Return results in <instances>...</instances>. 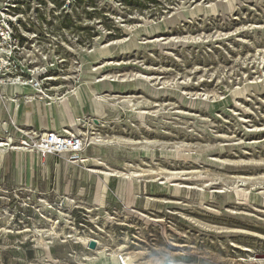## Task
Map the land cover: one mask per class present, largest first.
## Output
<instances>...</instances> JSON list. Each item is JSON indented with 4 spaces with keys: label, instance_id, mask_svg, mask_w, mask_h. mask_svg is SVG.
<instances>
[{
    "label": "rangeland",
    "instance_id": "374dc122",
    "mask_svg": "<svg viewBox=\"0 0 264 264\" xmlns=\"http://www.w3.org/2000/svg\"><path fill=\"white\" fill-rule=\"evenodd\" d=\"M7 1L1 4L14 5L25 54L47 70L46 96L77 89L80 129L102 140L100 157L110 170L133 174V195L127 179L105 180L90 162L65 172V157L45 164L36 158L34 169L23 153L19 171L11 155L0 174V213L10 214L9 223L0 216V229L9 231L0 234V264H40L43 257L47 264H87L94 257L90 243L85 249L61 243L63 236L52 240L50 220L109 250L146 249L156 261L181 251L187 264H263L264 0ZM109 45L110 54L91 55ZM90 78L108 101L101 120L83 95ZM101 80L115 87L101 89ZM53 109L50 129L60 118ZM92 155L88 142L82 156ZM84 171L95 173L85 178ZM44 199L50 209H39ZM35 230L53 243L47 253Z\"/></svg>",
    "mask_w": 264,
    "mask_h": 264
},
{
    "label": "bare ground",
    "instance_id": "6f19581e",
    "mask_svg": "<svg viewBox=\"0 0 264 264\" xmlns=\"http://www.w3.org/2000/svg\"><path fill=\"white\" fill-rule=\"evenodd\" d=\"M110 46L111 45H109L107 47H104V48H97L96 51H93L91 53V55L96 58V57H98L100 55L110 54L111 53ZM103 79H104V77H103ZM85 82L87 84V88L83 89V93H84L83 95H85L84 97L86 98V100L88 102V105L90 107L91 115H93V116H95V118L101 120V118L103 116H105L104 109L107 106L108 101L106 100L105 97L98 96L96 91L94 89H92L91 86H92V84H94V79L93 78H90V79L86 80ZM114 83H115V81H111V82H108V83H104L103 80L97 81V84H99L101 89H103V87L114 88L115 87ZM11 88H12V90H14L16 92H20L23 89V88H21L18 85H15V86H13ZM36 90L37 89H33V88L31 89L30 88L29 89L30 93L28 92L26 94L28 101L25 102V103L30 105L31 110H30L29 113H27L25 115L24 120H20V119L17 120L16 119V124L17 125H26L28 123L32 124L34 122L33 120H35V119H36V121H40L39 119H40V116H41L42 113H44L46 115V118L48 119V122H49L50 118H52V120L54 122L56 120V113H55V110L53 109V106H55L56 110L58 111V113L60 115V118H59V121H58V127L57 128L53 127L52 129H50V127L48 126L49 129H47V130H54V131H59L60 130L62 132L68 133V134H70L72 131L77 132V133L81 134V136L87 138V140H86V138H85V140L90 143V149H91V151L93 153L92 158H88L86 156H84V157L81 156L76 163L70 162L67 159L66 154H63V157H65V161H64L65 172H67V170L71 169V168L75 169V164H77L80 161L82 163L90 162V163H93L94 165L101 166L103 168V171L101 173L104 176L105 180H109L111 177H116V176L120 175V174H118V172L110 170L107 167V165L105 164L106 162H104L101 159V157H100V149H101V146H102V140L97 138V137H95V136H92V134L90 135L88 132H83L80 129V127H79L80 126V124H79V114L80 113H78V109H77L80 106V100H79L78 92L76 91L77 89L76 90L74 89V91L70 95H67V97H63V98L47 97L46 94L44 93L45 96H46L47 101H45V100L44 101H39L35 97ZM102 94H104V93H102ZM15 106L17 107V106H19V104L17 103ZM24 108L25 107H23V109ZM111 108H115V107L111 106ZM13 115L16 117V113L13 114ZM39 125H40V123H39ZM89 125L90 126L93 125V127H94V123L93 122H89ZM65 129H68V130H65ZM105 142L106 141H104V143ZM2 146H4V145L0 144V147H2ZM146 149H148V148H146ZM23 153L24 152H21V151H15V153H14L13 165L19 171H21L23 169L25 170L24 160H23V157H22ZM3 154H4L3 149H0V161L2 160ZM25 154L27 156H29L30 158H32L31 162H32V165H33V167L35 169L36 165H37L36 158L39 159L38 156L32 155L30 153H25ZM6 162H7L6 165H8L9 162L8 161H6ZM34 169H32V170L29 169L28 172H27V174H29L27 176V186H28L29 189H31V185L33 184L32 183V175H33V170ZM46 169H47V167H46ZM84 172H85V178L86 177L88 178L90 176V174L95 173L93 171H90L89 173H87V171H84ZM126 172H128V170ZM143 172H144V170H143ZM146 172H148V170ZM134 173H137V172H134ZM155 173H157V172L155 171ZM35 174H36V171H35L33 177H35ZM132 175L133 174L131 173V175L125 176L122 173V175L119 176L120 177V180H119L120 183H121V181L123 179H127L128 180L127 190H128L129 197H131L133 195L132 194V191H133ZM69 188H70L69 185L64 188L66 193H68ZM99 188H100L101 191H103V187L102 186H100ZM94 201L97 202L98 204H100L101 197L100 196H95V200ZM40 202H41V205H40L41 208H39V209L43 210V209H46V208H48V209L51 208L50 204L48 203L47 200L44 199V200H41ZM37 211L41 215L42 219H44V220H50L51 219L50 217L48 218V217L42 216L43 212L41 213V210H37ZM0 216H1V221L2 222L9 223V221H10V214L9 213H7V212H5L4 214L0 213ZM49 223H50V226L47 227L48 229L45 230V231H47L48 235L51 237L52 240H55L56 243H57V241H58L60 236H63V239H65L64 241H61V243L64 244V243H66L67 240H70V241H73L74 244L83 245L85 249L88 248V245H89L90 242H94L95 243L96 248H95V250L92 251V254H91L94 257H92V259L87 258V262H85L87 264H187V260L190 258L189 255H186L184 252H181V251H180V253H170L168 251L166 253H163L161 260L156 261V260H153V259H148L149 255H150L148 250L144 249V250L133 252V253L126 252L127 247L125 245H121V243H120L121 246H117L115 248V250H109V247H108L109 245L107 246L106 243H102L103 241L101 242V240L90 238L91 235L90 236H88V235H77L74 232H73V234H71L72 232H65L62 229V227L60 228L58 226L57 222L50 220ZM35 231H36L37 237H38L36 239L37 240L36 241L37 245L39 246V248L41 249V251L43 253H47V250L49 248H51V244H53V243L47 242V241H45L43 239L42 234H41L42 229H41V231L40 230H35ZM45 231H43V232L45 233ZM7 233H9V231L5 227H2L0 229V234H2L3 236L4 235L7 236ZM36 233H34V234H36ZM44 233H43V235H45ZM47 233H46V235H47ZM68 234H71V235H68ZM47 239L49 240V238H47ZM65 245H67V244H65ZM70 245L72 246L71 243H70ZM64 248H66V247H64ZM164 251H167V250H164ZM87 252H89V251H87ZM83 253L85 254V252H83ZM218 259H219V257H218ZM222 261H223V259H222ZM251 262L259 264L258 262L253 260V258L251 259ZM47 263H48V261H46L45 257H43L40 260V264H47ZM211 263L212 262H210L209 264H211ZM260 263H262V262H260ZM189 264H204V263L201 262L200 258H195V260L192 263H189ZM234 264H235V262H234ZM237 264H240V263H237ZM246 264H248V261H247Z\"/></svg>",
    "mask_w": 264,
    "mask_h": 264
},
{
    "label": "built area",
    "instance_id": "2783aa9c",
    "mask_svg": "<svg viewBox=\"0 0 264 264\" xmlns=\"http://www.w3.org/2000/svg\"><path fill=\"white\" fill-rule=\"evenodd\" d=\"M16 0H8L11 3ZM14 5L1 4L0 0V144L4 146V154L21 151L38 156L43 162L48 156L67 159L76 163L88 147L83 136L72 131L70 134L54 130H37L28 125H17L10 108L11 104L27 102V95L6 93L8 88L15 85L21 88H33L35 97L44 100L47 70L43 65H34V61L25 54L27 41L17 34V18L11 13ZM35 77V78H34ZM7 104V105H6ZM19 106H15V110ZM14 110V109H13Z\"/></svg>",
    "mask_w": 264,
    "mask_h": 264
},
{
    "label": "crops",
    "instance_id": "0c3cea01",
    "mask_svg": "<svg viewBox=\"0 0 264 264\" xmlns=\"http://www.w3.org/2000/svg\"><path fill=\"white\" fill-rule=\"evenodd\" d=\"M29 92V88H23L22 89V91H20V92H16V91H14V90H12V88H8L7 90H6V93L7 94H9V95H13V94H15V93H18V94H27ZM30 93V92H29ZM39 100V99H38ZM39 101H42V100H39ZM18 104H19V108L18 109H16L15 110V105L14 104H11L10 105V108H11V111H12V115L13 114H15L16 113V117L13 115V118H14V120L16 121V119L17 120H24V118H25V115L27 114V113H29L30 112V110H31V107H30V105H28V104H26V103H19L18 102ZM26 104V105H25ZM7 105V104H6ZM24 105V106H23ZM23 107H25L24 109H23ZM14 109V110H13ZM0 116L3 118V119H5L7 116L5 115V114H3L2 113V105H0ZM24 116V117H23ZM40 121H36V120H33L34 122L31 124V123H28V124H26V125H28V126H32L34 129H37V130H41V131H43V130H47V127L49 126V122H48V119L46 118V115L44 114V113H42L41 114V116H40V119H39ZM39 123H40V125H39ZM48 123V124H47ZM31 124V125H30ZM20 126H22V125H20ZM38 126V127H37ZM12 153V154H11ZM14 153L15 152H10V153H7V154H3V158H4V160L2 161V163H0V165L2 164L3 165V167H1L0 166V174L1 173H4L5 174V172L6 171H8L9 170V168H7L8 166H9V164H8V166L6 165L7 164V162L6 161H8L9 162V160L11 159L10 158V156L11 155H13V157H14ZM24 156H26L27 157V155L24 153ZM30 158V157H29ZM52 159V158H55V157H53V156H48L42 163L43 164H45L46 162H48L50 159ZM32 158H30V160H31ZM1 178V177H0ZM0 181H1V179H0Z\"/></svg>",
    "mask_w": 264,
    "mask_h": 264
},
{
    "label": "water",
    "instance_id": "95a60500",
    "mask_svg": "<svg viewBox=\"0 0 264 264\" xmlns=\"http://www.w3.org/2000/svg\"><path fill=\"white\" fill-rule=\"evenodd\" d=\"M89 248L90 249H94L95 248V243L94 242H90Z\"/></svg>",
    "mask_w": 264,
    "mask_h": 264
}]
</instances>
